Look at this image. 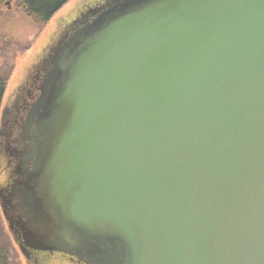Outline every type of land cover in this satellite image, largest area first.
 I'll return each instance as SVG.
<instances>
[{
  "label": "water",
  "instance_id": "obj_1",
  "mask_svg": "<svg viewBox=\"0 0 264 264\" xmlns=\"http://www.w3.org/2000/svg\"><path fill=\"white\" fill-rule=\"evenodd\" d=\"M53 63L16 195L32 242L264 264V0H113Z\"/></svg>",
  "mask_w": 264,
  "mask_h": 264
},
{
  "label": "flooded vegetation",
  "instance_id": "obj_2",
  "mask_svg": "<svg viewBox=\"0 0 264 264\" xmlns=\"http://www.w3.org/2000/svg\"><path fill=\"white\" fill-rule=\"evenodd\" d=\"M112 1L78 14L77 11L72 12L67 23L66 19L61 21L50 37L51 42L46 46L48 50H44L35 63L25 68L9 95L3 99L0 112V174L3 175L5 184L0 183V200L9 230L29 264H41L45 258L54 256L64 257L75 264H88L76 255L47 248L48 244L32 242L28 237V229L24 227L23 207L19 206L16 195L21 172L26 163L28 168H34L35 153L39 151L38 142L45 134L40 116H33V109L41 99L42 87L49 78L56 53L78 27L92 20L100 9H104ZM5 3L12 8L11 0H5ZM1 59L2 57L0 61Z\"/></svg>",
  "mask_w": 264,
  "mask_h": 264
},
{
  "label": "rangeland",
  "instance_id": "obj_3",
  "mask_svg": "<svg viewBox=\"0 0 264 264\" xmlns=\"http://www.w3.org/2000/svg\"><path fill=\"white\" fill-rule=\"evenodd\" d=\"M18 1L11 0L12 8L7 6L5 0L0 2V57H2L0 72L1 75L8 77L3 99L9 95L25 68L35 63L42 56L44 50H48L46 46L51 42L50 37L61 21L66 19L67 23L72 12L77 11L76 14H78L109 0H70L45 25L36 24L30 19L22 9L18 8L16 4ZM3 179V175L0 174V183L5 184ZM0 250L8 254V264H29L19 249L13 233L9 230L2 212L1 200ZM41 264L75 263L64 257L54 256L45 258Z\"/></svg>",
  "mask_w": 264,
  "mask_h": 264
},
{
  "label": "trees",
  "instance_id": "obj_4",
  "mask_svg": "<svg viewBox=\"0 0 264 264\" xmlns=\"http://www.w3.org/2000/svg\"><path fill=\"white\" fill-rule=\"evenodd\" d=\"M68 1L70 0H19L16 4L36 24L45 25ZM7 79V76L0 73V111L6 91ZM0 264H8V254L2 250H0Z\"/></svg>",
  "mask_w": 264,
  "mask_h": 264
}]
</instances>
